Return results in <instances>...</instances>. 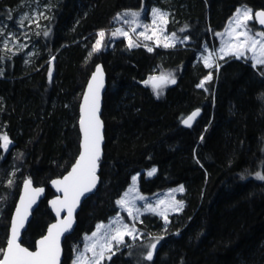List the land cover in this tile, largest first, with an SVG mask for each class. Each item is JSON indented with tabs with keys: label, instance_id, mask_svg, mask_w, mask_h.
I'll use <instances>...</instances> for the list:
<instances>
[{
	"label": "trees",
	"instance_id": "16d2710c",
	"mask_svg": "<svg viewBox=\"0 0 264 264\" xmlns=\"http://www.w3.org/2000/svg\"><path fill=\"white\" fill-rule=\"evenodd\" d=\"M24 0H0V24L15 23ZM30 24L32 51L4 48L0 36V249L20 185L30 177L46 187L22 242L33 248L54 219L47 205L49 183L63 175L79 151V101L97 62L106 72L103 96V155L99 184L82 202L73 231L63 241L61 264L71 245L97 221L117 212V199L134 173L139 191L152 194L183 185L181 211L167 226L153 212L141 216L145 234L158 237L153 259L149 239L128 241L108 264H264V75L243 58L219 61L216 77L197 87L208 68L197 51L215 39L239 5L253 12L264 0H39ZM157 6L168 13L174 47H128L124 37L92 52L97 31L114 24L118 12ZM254 23L256 24L255 20ZM45 32L49 34L44 35ZM51 69V77L49 71ZM171 74L160 94L150 77ZM200 115L189 126L183 118ZM154 167L147 176L145 169ZM12 181L9 184V181ZM2 253H0L1 256Z\"/></svg>",
	"mask_w": 264,
	"mask_h": 264
},
{
	"label": "snow or ice",
	"instance_id": "6c2138e0",
	"mask_svg": "<svg viewBox=\"0 0 264 264\" xmlns=\"http://www.w3.org/2000/svg\"><path fill=\"white\" fill-rule=\"evenodd\" d=\"M153 20L152 25L144 24L145 31L150 27L152 29V35H146L145 32L139 33L145 40H151L156 37L157 45L162 43L160 39V33L164 31V28L160 25H167L168 23V13L162 12L160 9H152ZM132 17L131 21H126V23H136L140 17V12H129L126 13ZM119 16V14H118ZM259 18V23L264 25V12H258L255 14ZM253 19L250 9H237L234 21H230L228 27L226 28V35L229 39L225 40L222 47L218 50L220 52V59H224L228 56H235L237 59L244 57L247 52H251V59L253 61V67L257 65H264V31L252 33L248 28V22ZM159 21V23H158ZM235 27H232V24ZM155 25V27H153ZM241 29H243L241 31ZM133 32L136 31L135 28L132 29ZM49 33L45 32L44 35L47 36ZM98 39L92 47V53L99 52L105 44V32L101 30L98 34ZM111 35L124 36L127 37L128 33L122 28L116 29ZM217 35H222L217 33ZM176 34L173 33L171 36L165 35L163 37V47H174L175 46ZM187 39V37H185ZM131 38L128 40V47H137ZM152 51L151 48L148 49ZM205 62V67H212L215 63L214 55L206 56L203 58ZM218 68L219 65H216ZM49 76L51 77V69L49 71ZM100 78V83L93 90V83L89 84V94H85V104L81 106V130L83 132L84 139L82 141V152L76 164L73 165L72 171L68 173L63 180L53 181V184L57 186H62L64 192V199L60 200L57 198L51 201L52 205L55 207L57 204L61 208H67L68 215L57 224H53L49 228L48 235L44 236L42 239L37 241L36 251H30L28 248L21 246L19 243L21 229L24 228V222L28 217V209L32 207L36 202V197L43 192V189L31 188L32 181L30 179L25 180V194L21 197V202L17 206L16 213L12 220L11 236L7 241V248L0 249V253L3 254V259H0V264H59L60 258V246L59 241L61 235L68 232L72 228L73 218L72 214L75 211L77 204L80 201V197L85 193L90 192L96 184V167L97 161L100 157V142L102 136L100 135V121L97 115L99 111V87L102 86V70L99 65H97V71L93 74V81ZM211 79V75L205 78V80ZM175 78L171 74L161 75L159 77H150L145 84H150L156 94L159 95L164 85L174 84ZM205 81H201L197 87H203ZM199 114V110L193 112L190 116L182 121L185 126L191 127L192 122ZM11 141L7 135L0 136V148L7 150L9 148ZM156 169L153 168L148 175L151 176L155 173ZM256 177L260 180H264V175L261 173H256ZM136 177H133L135 181ZM12 181H9L11 184ZM135 189H133L134 191ZM175 191L183 192V185L179 186ZM127 193L125 196L121 197L116 203L127 211L128 215L133 219L137 218L140 209L135 207L134 202L127 200ZM138 199L143 200L144 197H138ZM159 203H163L160 201ZM172 210L180 211L183 208V203L181 201H174L170 205ZM145 211L156 212L157 208L152 205H146ZM59 209L57 210V215H59ZM120 214L117 213V217ZM167 221V215L164 216ZM111 223L116 224L114 228H106L104 224H98L96 226V231L91 234V237H86V240H91V244H85L84 252L79 253L77 258L73 261V264H100V261L104 259L105 252H110L113 245H120L124 242L126 236H134L135 226L129 227L128 224L122 223V220H113ZM101 229H105V235L100 236L99 233ZM157 244L153 243L150 245V250L147 252L145 257L147 260L151 261L153 259V251L156 249ZM86 252H91L92 257L88 259L85 256ZM110 259V257H109Z\"/></svg>",
	"mask_w": 264,
	"mask_h": 264
},
{
	"label": "rangeland",
	"instance_id": "374dc122",
	"mask_svg": "<svg viewBox=\"0 0 264 264\" xmlns=\"http://www.w3.org/2000/svg\"><path fill=\"white\" fill-rule=\"evenodd\" d=\"M154 8L160 9L162 12H166L165 10L157 6H144V5H142V7L138 9H128V10H122L118 12L113 21L114 22L113 26H111L107 30L102 29L105 32L104 46L106 45L107 41H109L111 38L119 37V35L115 37L111 35V33L116 31V29L118 28H122L125 32L128 33L127 37L121 36L126 39L127 43H128L129 38H131L135 43L145 45L148 48H152L155 46H163V37L165 35L171 36L173 34L166 30V25H160V27L164 28V31L160 33V39L162 41L160 45H157L156 37H153V39L151 40H145L142 36L139 35V33L141 32H145V34L149 36L152 35L151 27L147 31H145L142 25L144 24L152 25V20H153L152 9ZM237 9H241V10L250 9L251 10L253 19L248 22V28L251 30L252 33L263 31L257 25V23L256 24L254 23V12L250 7H247L246 5L242 4V5H239ZM237 9L234 12V14L229 18L224 29L220 32H217L222 35H217L216 33L215 39L209 45L206 44L202 47V49L197 51V56L199 59L202 60L204 65H205V62L203 59L204 57L214 55V58H215V63L213 64L212 67H207L208 74L205 77H203L201 81L206 82L207 80H205V78L208 77L209 75H211V79L216 77V71L218 70L216 65H219V61L222 60L220 59L221 54L218 50L222 47L224 41L229 39V37L226 35V28L228 27L230 21H234L235 14L237 13ZM41 12L42 11L40 9L39 0H24L21 7L17 11L15 23L13 24L7 23L5 25L0 24V36H1L2 46L4 48L11 49L12 51H16V52H20V51L21 52L26 51L28 53L31 52L33 48H32V40H31V33H30L31 32L30 24L37 19V17L40 15ZM129 12H140V17L138 18L136 23H126V21L132 20V17L126 14ZM167 19H168V16H167ZM153 27H155V25H153ZM232 27H235L234 23L232 24ZM133 28L136 29L135 32L132 31ZM242 30L243 29H241V31ZM100 31L101 30H98L97 34ZM97 39H98V35L96 37V40ZM185 40H186L185 37L181 39H178V37H175V44L177 42H180L181 44H183ZM251 56H252V53L247 52L246 55L241 58L247 61H250V63L253 66V61L251 59ZM228 57H235V56H228ZM258 66H261L262 73L264 75V65H258ZM211 79H208V80H211ZM153 168L154 167L145 169L144 170L145 174L149 176L148 173ZM138 175H139V172H136L132 175L130 183L128 184L126 189L122 192V194L117 199L118 201L119 199H121V197L125 196V193H127V197H126L127 200H129L130 202H134L135 207L140 209V212L138 213L137 218L133 219L132 217H130L127 211H125L124 208H122L120 205L117 204V208H118L117 212H115L113 215H110L106 220L97 221L94 226V229L91 232L84 233L81 236L79 241L71 245L69 264H73V261L77 258L79 253L84 252L86 243L91 244V240H86L85 238L86 237L90 238L91 234L94 231H96V226L101 223L104 224L106 228H114L117 225L111 222L113 220L120 219L122 220V223L128 224L129 227L134 225L135 233H134V236H126L122 244L120 245L114 244L110 252L106 251L104 259L100 261V264H108L109 257H111V255L114 254L116 251H118L122 245L126 246V243L128 241L132 242V241H138V240H143V239L145 240V238L146 239L149 238L146 242V250L144 253L146 254L150 250V245L155 243L158 240V237H155L150 234H147L144 238L145 229L144 227L140 225L141 216L145 213L151 212V211H145L144 210L145 206L152 205L154 208H157V211L153 213H155L158 217H160L164 221V227H166L170 215L179 212V211L172 210L170 205H172L174 201H181L183 203V201L179 198V194L181 192L175 191V189H177L181 185L180 184L172 185V186L163 188L161 190H158L152 194H145L139 191L138 184H137ZM133 177H136L135 181H133ZM133 189L135 190L133 191ZM141 196L144 197L143 200L138 199V197H141ZM160 201H163V203H159ZM117 213L120 214L119 217H117ZM165 215H167V221L164 218ZM99 235L100 236L105 235V229H101ZM85 256L88 259H91L92 253L86 252Z\"/></svg>",
	"mask_w": 264,
	"mask_h": 264
},
{
	"label": "water",
	"instance_id": "95a60500",
	"mask_svg": "<svg viewBox=\"0 0 264 264\" xmlns=\"http://www.w3.org/2000/svg\"><path fill=\"white\" fill-rule=\"evenodd\" d=\"M258 12H264V8H259V9H257V10L254 11V20L257 23V25L264 31V25H261L259 23V18H257L255 16V14L258 13ZM97 65H99L100 68H101V70H102V86L99 87V93H98V95H99V111L97 112V115L99 117V121H100V124H101V127H100V135L102 136V140L100 142V157H99V160L102 157L105 136H104V121L102 119L101 113H102L103 96H104V92H105V89H106V72H105V69H104V66H103L102 62H97L95 64V66H94V69L90 73V75H89V77H88V79H87V81L85 83V86H84V89H83V92L81 94L80 101H79V118H78L79 151H78V154H77L75 160L69 166L68 170L63 175L52 178L50 180V183H49V186H50L53 194L47 199V205H48L49 209L51 210L54 219L47 225L45 232L35 240V244H34V247L33 248L28 247L27 245H25L22 242V234L25 231L29 220L32 217L33 211L35 210V208L37 207V205L39 204V202L46 196V187L44 185H35L30 177H25L22 180V182H21L20 189H19V193H18V196L16 198V201H15V204H14V208L12 210V213H11V216H10V219H9L8 235H7L6 244H5V246H4L3 249H6L7 248V241H8V239L11 236L12 220H13V217H14V215L16 213L17 206L21 202V197H22V195L25 194V186H24L25 180L30 179L32 181L31 188H33V189H35V188L43 189V192L40 193V195L38 197H36L35 204H33L32 207L30 209H28V217H27V219L24 222V228L21 229V235H20V239H19V243L21 244V246L28 248L30 251H36V249H37V241H39L40 239H42L44 236L48 235L50 226L53 225V224H57L58 222L62 221L68 215L67 208H61L59 204H57L54 207L52 205V203H50L51 201H54L57 198H59L60 200H63L64 199V192L62 190V186H57V185L53 184V181L63 180V178L65 176H67L69 172L72 171L73 165L76 164V162L79 159L80 154H81V152L83 150L82 147H81V145H82V141L84 139V136H83V132L81 130V125H80V120H81V115H82L81 106L85 104V99H84L85 94H89L90 95V98H91V94L89 93V84H90V82L93 83V90L94 91H95L96 87L100 83V78L99 77H97V80L96 81H93V74L96 73V71H97ZM159 76H161V75H159ZM159 76H155V77H159ZM197 110H199V114L196 116V118H197L200 115V113H201V108H195V109H193L188 115H186L183 118V120L186 119L188 116H190L193 112H196ZM195 119H194V121H195ZM194 121L192 122V124L194 123ZM99 160L97 161V167H96V172H95V175H96V184H95V187L90 192H87L83 196L80 197V201L77 204V206L75 208V211L72 214V218H73L72 228L68 232H66L63 235H61V237H60V241H59V246H60L59 264H61V261H62V258H63V251H64V249H63V241H64V238L73 231V229H74V227L76 225V214H77V212H78V210H79L82 202L84 201L85 198H87L89 195H91L92 193H94L96 191L97 186L99 184V179H100L99 178V170H100ZM58 209H59V213H60L59 215H57V210ZM156 244H157V247H156V249H157L158 246H159V243H156ZM156 249L153 251V255H154ZM0 259H3V254H1Z\"/></svg>",
	"mask_w": 264,
	"mask_h": 264
},
{
	"label": "bare ground",
	"instance_id": "6f19581e",
	"mask_svg": "<svg viewBox=\"0 0 264 264\" xmlns=\"http://www.w3.org/2000/svg\"><path fill=\"white\" fill-rule=\"evenodd\" d=\"M156 244V243H155Z\"/></svg>",
	"mask_w": 264,
	"mask_h": 264
}]
</instances>
